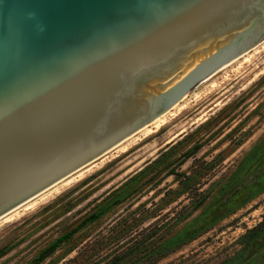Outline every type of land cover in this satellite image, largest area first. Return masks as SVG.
I'll use <instances>...</instances> for the list:
<instances>
[{
  "label": "water",
  "instance_id": "obj_1",
  "mask_svg": "<svg viewBox=\"0 0 264 264\" xmlns=\"http://www.w3.org/2000/svg\"><path fill=\"white\" fill-rule=\"evenodd\" d=\"M264 40V0H0V219Z\"/></svg>",
  "mask_w": 264,
  "mask_h": 264
},
{
  "label": "rangeland",
  "instance_id": "obj_2",
  "mask_svg": "<svg viewBox=\"0 0 264 264\" xmlns=\"http://www.w3.org/2000/svg\"><path fill=\"white\" fill-rule=\"evenodd\" d=\"M263 41L153 134L1 218L0 264H264V224L245 237L264 221Z\"/></svg>",
  "mask_w": 264,
  "mask_h": 264
},
{
  "label": "bare ground",
  "instance_id": "obj_3",
  "mask_svg": "<svg viewBox=\"0 0 264 264\" xmlns=\"http://www.w3.org/2000/svg\"><path fill=\"white\" fill-rule=\"evenodd\" d=\"M263 43H264V41H263ZM261 44V43H260ZM258 46V45H257ZM258 47H254L252 50H250V51H248V52H246L245 54H243L242 56H240V57H238L235 61H233L230 65H232L233 63H235V62H237L238 60H240V59H243L244 61H247L248 60V56L250 55V53H251V51H253V50H256ZM229 65V66H230ZM228 67V66H227ZM226 67V68H227ZM224 70V69H223ZM236 72V71H235ZM226 76V75H225ZM212 78V77H211ZM210 78V79H211ZM210 79H208V80H210ZM185 97H183V99H184ZM182 99V100H183ZM181 101V100H180ZM179 101V102H180ZM178 102V103H179ZM178 103H176L174 106H176ZM179 105V104H178ZM177 105V106H178ZM173 106V107H174ZM172 107V108H173ZM179 107V106H178ZM171 108V109H172ZM170 109V110H171ZM169 112V111H168ZM174 112H171L170 114L172 115ZM204 115H206V114H203L201 117H199L198 119H197V121H199V120H201L203 117H204ZM167 122V118H166V115L165 114H163V115H161V116H159L156 120H154L151 124H149V125H147V126H145L144 128H142L140 131H138L136 134H134L132 137H130L127 141H125L123 144H121V145H119L118 147H116L115 148V150H117V151H121V152H125V151H127V150H129V148H131L129 145H130V143L133 141V139L135 140L132 144L133 145H135V144H137V141H141L142 140V138H146V137H148V136H150L151 134H153L155 131H157L162 125H164L165 123ZM166 125V124H165ZM192 126V125H191ZM186 127V126H185ZM184 130L185 129H182L178 134H176V135H174L173 136V138H176L177 136H179L180 134H182L183 132H184ZM171 143V142H170ZM108 155V154H107ZM105 156H106V154H105ZM90 165V164H89ZM88 165V166H89ZM88 166H87V168H86V170L88 169ZM90 166H92V165H90ZM81 171V170H80ZM83 171V170H82ZM73 176V175H72ZM75 176V175H74ZM72 182V178L71 179H66V181H64V183H63V185L62 186H58V185H56L55 187H53V188H51V189H49L48 191H46V192H44L43 194H47V195H45V196H43L42 198L44 199V198H48V197H50V196H52L54 193H56V192H58L63 186L65 187L67 184H69V183H71ZM61 184V183H60ZM43 194H41V195H43ZM40 196V195H39ZM37 198V197H36ZM35 198V199H36ZM34 200V199H33ZM33 200H31L30 202H28V203H26L25 205H23V206H25V208H29L30 206H31V203L33 202ZM19 210V209H18ZM14 212V211H13ZM13 212H11L10 214H8V215H6L5 217H3V218H12L13 217V215H14V213ZM19 213V212H18ZM18 215V214H17ZM2 218V219H3Z\"/></svg>",
  "mask_w": 264,
  "mask_h": 264
},
{
  "label": "trees",
  "instance_id": "obj_4",
  "mask_svg": "<svg viewBox=\"0 0 264 264\" xmlns=\"http://www.w3.org/2000/svg\"><path fill=\"white\" fill-rule=\"evenodd\" d=\"M97 214H93L92 217H96ZM264 224V221H261L257 226L251 228L248 230V232L245 234V237H250V236H258L260 235L259 229L260 227ZM61 241V238L57 239L56 242L54 243V247L58 245V243ZM6 253L5 250L0 251V256L4 255Z\"/></svg>",
  "mask_w": 264,
  "mask_h": 264
}]
</instances>
